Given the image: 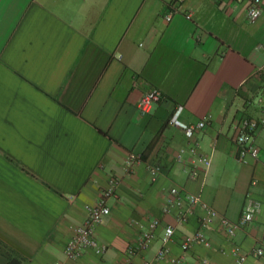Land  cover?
I'll list each match as a JSON object with an SVG mask.
<instances>
[{
	"label": "crops",
	"instance_id": "1",
	"mask_svg": "<svg viewBox=\"0 0 264 264\" xmlns=\"http://www.w3.org/2000/svg\"><path fill=\"white\" fill-rule=\"evenodd\" d=\"M172 1L0 0V264H122L154 219L156 237L135 264H238L234 245L264 247V164L240 162L235 144L242 116H264V12L251 22L248 1L187 0L191 16L167 21ZM153 87L163 98L142 113ZM177 105L185 125L210 120L192 139L169 123ZM196 143L210 165L190 151ZM256 143L264 151V124ZM131 153L141 160L129 165ZM112 178L111 213L95 230L106 253L68 259L75 227ZM173 187L232 221L248 194L260 208L231 237L219 217L201 228V205L186 222L175 207L165 213ZM167 224L175 233L158 258ZM200 229L211 245L183 251Z\"/></svg>",
	"mask_w": 264,
	"mask_h": 264
},
{
	"label": "built area",
	"instance_id": "2",
	"mask_svg": "<svg viewBox=\"0 0 264 264\" xmlns=\"http://www.w3.org/2000/svg\"><path fill=\"white\" fill-rule=\"evenodd\" d=\"M187 0H173L165 14L167 21H171L173 17L184 10V4ZM212 1V0H209ZM240 2L248 1L247 17L249 21H257L264 12V0H238ZM187 17L191 16V12L184 10ZM163 98V92L157 87H153L146 91L140 99L139 109L142 113L150 112L153 106L159 103ZM258 103L264 107V86L258 96ZM183 106L177 105L169 118V123L173 126L183 129L185 135L192 139L197 133L203 130L209 123V118H204L196 123L185 125L182 120ZM264 124L263 117H254L249 115L242 116L236 124V157L242 163H248L250 160L260 159L264 164V151L256 143V135L260 127ZM190 151L198 156V160L206 165H210V159L199 151L198 143L190 148ZM141 160V154L131 153L128 158V164ZM152 178L155 179L158 174V167H151ZM196 174V173H195ZM118 180L112 178L110 186L103 190L98 202L95 205H87V215L83 223L76 226L74 233L68 241L65 253L68 259H78L85 250L92 249L96 254L103 255L106 253L107 245L101 243L95 233L96 226L101 223L106 216L111 213V208L108 200L115 195ZM201 205L207 211V215L200 220V226L205 227L209 225L213 219L219 217L222 228L233 237L239 228L248 225L254 218L256 212L259 210V202L255 201L251 194L246 198L245 207L241 217L237 221H232L224 215H220L215 209L208 207L202 202L201 197L196 194L189 193L183 189L173 187L168 194L167 203L163 210L169 213L174 207L178 209L177 218L180 222L188 221L194 207ZM161 225L160 219H154L150 222L148 230L145 231L139 239L136 246H130L127 250L129 258L122 264H135L133 257L139 252L148 249L156 237V231ZM175 233L174 226L167 224L164 226L162 241L165 246L158 252V258H162L169 254V248L166 244L172 239ZM203 243L207 246L211 245L210 240L204 235L200 229L190 235H187L182 242L183 251H188L193 244ZM233 253L237 256L238 264H243L249 256L257 258H264V247H257L249 252H242L239 245H234ZM173 264H182V259L173 257L171 259ZM56 264H61L57 262ZM142 264H154L153 261L145 260Z\"/></svg>",
	"mask_w": 264,
	"mask_h": 264
},
{
	"label": "trees",
	"instance_id": "3",
	"mask_svg": "<svg viewBox=\"0 0 264 264\" xmlns=\"http://www.w3.org/2000/svg\"><path fill=\"white\" fill-rule=\"evenodd\" d=\"M262 79L264 80V75H262ZM10 264H13L12 262Z\"/></svg>",
	"mask_w": 264,
	"mask_h": 264
}]
</instances>
